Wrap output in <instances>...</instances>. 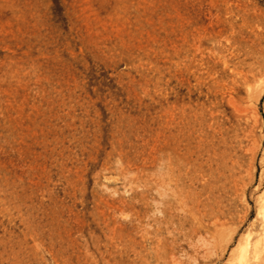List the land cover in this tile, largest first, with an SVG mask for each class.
I'll use <instances>...</instances> for the list:
<instances>
[{"label":"rangeland","instance_id":"obj_1","mask_svg":"<svg viewBox=\"0 0 264 264\" xmlns=\"http://www.w3.org/2000/svg\"><path fill=\"white\" fill-rule=\"evenodd\" d=\"M263 86L264 0H0V264H262Z\"/></svg>","mask_w":264,"mask_h":264},{"label":"bare ground","instance_id":"obj_2","mask_svg":"<svg viewBox=\"0 0 264 264\" xmlns=\"http://www.w3.org/2000/svg\"><path fill=\"white\" fill-rule=\"evenodd\" d=\"M263 87H264V86H263ZM263 87H262V88H263ZM253 90H254V89H253ZM253 90H252V91H253ZM261 93H262V92H261ZM254 95H255V94H254ZM236 111H237V110H236ZM241 112H243V111H241ZM239 113H240V112H239ZM254 138H255V137H254ZM253 140H254V139H253ZM255 141H256V140H255ZM253 144H254V143H253ZM250 146H251V145H250ZM248 149H249V148H248ZM248 149H247V150H248ZM263 178H264V166L262 167L261 172H260V181H262ZM162 181H163V182H162L161 186H162V188L164 189L163 186L165 185V181H164V180H162ZM259 184H260V183H259ZM163 193H164V192H163ZM260 207H261V205H260ZM260 207L258 206L259 209H260ZM254 245H255V249H257V248H256V244H254ZM245 248H246V247H245ZM241 250H242V249H241ZM258 250H259V249H257L256 251H258ZM244 251H245V250H243V251H241V252L244 253ZM259 253H260V257H261V260H260L261 262H260V263L264 264V245L261 247ZM244 254H245V253H244ZM254 254H255V253H254ZM256 254H257V253H256ZM256 254H255V255H256ZM241 258H242V257H241ZM241 258H240V256H239V259H241ZM242 262H243V261H242ZM238 263H240V262H238ZM243 264H244V263H243Z\"/></svg>","mask_w":264,"mask_h":264}]
</instances>
